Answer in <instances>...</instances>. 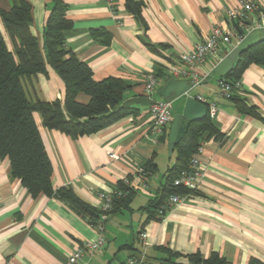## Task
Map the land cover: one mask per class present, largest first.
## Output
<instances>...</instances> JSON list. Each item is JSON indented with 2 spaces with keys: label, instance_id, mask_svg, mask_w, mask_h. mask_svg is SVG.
<instances>
[{
  "label": "crops",
  "instance_id": "1",
  "mask_svg": "<svg viewBox=\"0 0 264 264\" xmlns=\"http://www.w3.org/2000/svg\"><path fill=\"white\" fill-rule=\"evenodd\" d=\"M27 1L32 4V32L44 50L53 1ZM63 1L72 22L65 31L67 46L91 67L95 80L117 77L129 84L118 107L131 111L102 130L77 138L46 128L35 114L53 166L54 189L67 186L95 208L100 192L115 191L125 179L134 189L127 204L116 208L105 223L103 248L86 251L78 264H125L133 256L143 264H160L171 253L182 254L176 261L187 263L185 255L199 253L207 258L213 252L234 264H247L254 257L264 261V65H249L238 91L257 116L241 112L234 101L219 94L221 76L215 71L241 42L237 37L220 45L198 67L210 75L193 90L197 98L217 105L211 117L224 138L205 141L203 151L196 154L204 172L199 187L163 218L150 217V204L161 197L177 155L169 147L173 121L162 135L152 129L147 75L153 72L159 78L157 100L165 99L159 94L165 79L189 82L174 73L185 66L181 54L205 41L216 26L237 29L226 10L237 7L240 0H136L144 4L147 26L127 9L126 0ZM13 2L0 0V5L10 9ZM259 18L257 7L248 23L253 25ZM95 29L110 32L111 41L94 40ZM0 31L11 45L1 18ZM253 31L245 30V37ZM23 84L32 101H64V81L49 64L46 74L24 77ZM77 100L88 103L90 96L80 93ZM173 100L175 117L183 112L186 95ZM151 159L157 169L140 175V168ZM93 218L54 194L32 196L12 176L9 159L0 156V264H69L75 250L98 237Z\"/></svg>",
  "mask_w": 264,
  "mask_h": 264
},
{
  "label": "trees",
  "instance_id": "2",
  "mask_svg": "<svg viewBox=\"0 0 264 264\" xmlns=\"http://www.w3.org/2000/svg\"><path fill=\"white\" fill-rule=\"evenodd\" d=\"M52 1L53 7L44 29V50L32 32V4L27 0H14L10 9L0 5V18L11 40L10 45L0 31V156L9 159L12 176L20 179L32 196L54 194L79 212L90 214L95 223L100 214L98 208L87 204L67 186L53 188V166L35 114L41 116L43 125L48 129L74 138L90 135L131 112L127 107H118L129 84L117 77L100 81L94 79L91 67L78 59L66 44L65 31L72 26L71 20L66 17V3L63 0ZM126 6L147 26L142 17L143 2L126 0ZM91 34L94 40L103 44L109 43L112 38L105 29L92 30ZM48 64L64 81L63 102L58 99L51 102L32 101L24 88L23 78L46 74ZM251 64L264 65V38L241 51L234 68L224 78L235 84ZM80 93L89 95L90 101L79 102L77 96ZM229 99L236 103L241 112L258 115L255 108L248 106L245 99L238 95L237 89L233 90ZM212 138L222 140L224 135L210 113L202 121L187 123L184 137L175 146L176 162L168 170L163 193L150 204L151 218H161L159 211L170 195H189L195 191L174 185V180L189 168L192 157L198 153L202 143ZM144 169L145 173L155 171L157 164L154 159ZM128 186L124 181L118 185L116 190L122 191L123 195L114 197L111 213L131 199L134 189ZM181 255L171 253L160 264H234L218 252L211 253L207 258L199 253L185 255L183 257L187 263L176 261ZM247 264H264V261L254 257Z\"/></svg>",
  "mask_w": 264,
  "mask_h": 264
},
{
  "label": "built area",
  "instance_id": "3",
  "mask_svg": "<svg viewBox=\"0 0 264 264\" xmlns=\"http://www.w3.org/2000/svg\"><path fill=\"white\" fill-rule=\"evenodd\" d=\"M113 3L114 0H107ZM260 8V18L254 22L253 25L248 23L250 13L255 9ZM227 15L230 21L235 22L237 29L232 30L216 26L208 38L196 45L192 50L185 51L181 54V62L185 65L184 67H178L174 70V73L178 76L185 77L189 80L190 88L186 92L194 90L196 87L203 84L209 77V73H201L198 69L199 66L204 64L207 58L214 54L220 45L228 44L231 42L233 37H237L239 40L245 38L244 31L263 30L264 31V2L257 4L256 0H240L237 7H231L227 10ZM159 78L155 73H149L145 82V93L150 100L149 110L152 116V129L156 135L164 134L165 128L170 124L173 119V102L174 100L169 99H155L154 94L156 93ZM242 82L238 80L235 84H231L224 77H221L218 84L219 94L229 99L234 89L237 91L242 90ZM198 100L202 103L209 104L210 114L214 117L217 113V105L214 102H209L207 98L198 96ZM203 151V145L199 148V153ZM140 175L145 173L144 168H140ZM203 169L200 166V160L195 155L190 161L189 168L182 171L177 178L174 180V185L183 186L190 190H196L203 177ZM124 182L131 186V181L125 179ZM123 195L122 191L115 190L113 192H100L99 200L100 204L98 209L100 211L99 217L96 221V227L99 230V235L95 240L85 241L77 250H75L69 257V264H78L86 251H95L103 248L106 243L104 236L105 223L111 216L113 200L115 196ZM188 197V194L181 195L174 193L166 200L165 205L159 211V216L163 218L172 206L178 205ZM146 232L141 233V237L145 238ZM125 264H143L138 257H130Z\"/></svg>",
  "mask_w": 264,
  "mask_h": 264
},
{
  "label": "water",
  "instance_id": "4",
  "mask_svg": "<svg viewBox=\"0 0 264 264\" xmlns=\"http://www.w3.org/2000/svg\"><path fill=\"white\" fill-rule=\"evenodd\" d=\"M262 36L264 37V32L260 30H254L249 33L223 60L220 61L215 68L216 73L221 77L228 76L234 68L240 52L257 44ZM189 88L190 85L188 81L165 79V86L159 92L162 97L169 100H173L174 97H180L184 94L186 95L183 112L175 115L169 133V147L171 153L175 150L176 144L184 137L187 123L189 121H202L208 115L207 105L198 100L196 91L192 90L186 94Z\"/></svg>",
  "mask_w": 264,
  "mask_h": 264
},
{
  "label": "rangeland",
  "instance_id": "5",
  "mask_svg": "<svg viewBox=\"0 0 264 264\" xmlns=\"http://www.w3.org/2000/svg\"><path fill=\"white\" fill-rule=\"evenodd\" d=\"M173 113H174V111H173Z\"/></svg>",
  "mask_w": 264,
  "mask_h": 264
}]
</instances>
